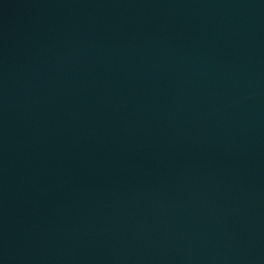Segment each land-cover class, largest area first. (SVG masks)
Here are the masks:
<instances>
[{
  "label": "water",
  "instance_id": "obj_1",
  "mask_svg": "<svg viewBox=\"0 0 264 264\" xmlns=\"http://www.w3.org/2000/svg\"><path fill=\"white\" fill-rule=\"evenodd\" d=\"M0 264H264V0H0Z\"/></svg>",
  "mask_w": 264,
  "mask_h": 264
}]
</instances>
